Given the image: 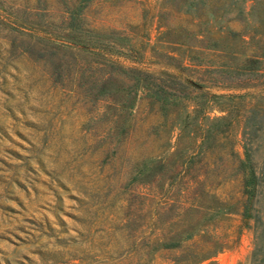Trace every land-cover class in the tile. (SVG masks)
Wrapping results in <instances>:
<instances>
[{
  "label": "rangeland",
  "instance_id": "obj_1",
  "mask_svg": "<svg viewBox=\"0 0 264 264\" xmlns=\"http://www.w3.org/2000/svg\"><path fill=\"white\" fill-rule=\"evenodd\" d=\"M202 1H166L164 32L163 0H92L91 45L61 42L62 0H0V264H264V0ZM130 67L149 87L131 115L86 89ZM244 152L241 222L218 203L238 207Z\"/></svg>",
  "mask_w": 264,
  "mask_h": 264
},
{
  "label": "trees",
  "instance_id": "obj_2",
  "mask_svg": "<svg viewBox=\"0 0 264 264\" xmlns=\"http://www.w3.org/2000/svg\"><path fill=\"white\" fill-rule=\"evenodd\" d=\"M91 1L92 0H75L73 4H70L67 0H62L63 11L64 13H67L69 16V20L67 22L68 28L66 29V31H63L64 32L63 37H61L62 43H64L63 41H65L66 44H78V43L80 44L83 42L91 44L87 39L82 37V32H89L90 30L88 28L83 27L81 24L82 11L84 7H86ZM166 1L168 0H163L161 7H160V14H159V22H163L162 25L160 24V26H163L165 28L164 32L174 29V26L172 25V23L164 20V16L166 17L167 13L170 11L166 5ZM206 1H202L204 4V8H203L204 13L206 11L205 15L207 16V14H209L211 18H216L217 16H219L225 9L226 4L230 2V0H206ZM193 5L198 6V3L195 2L193 3ZM180 6L178 5V8ZM187 9L188 8L185 7L183 11L185 12L187 11ZM205 15H202V16L205 17ZM198 17L200 16L198 15ZM203 22L206 23L207 18L206 19L204 18ZM191 33H192L191 36H194L198 41L202 40V38L197 37V34H198L197 32L193 31ZM169 41H172V40H169ZM173 41L177 42L178 44H183V45L185 44L191 47L194 46V43H191L187 37L173 40ZM212 45H215V41L212 43ZM248 60L249 62H255L257 59L253 57H248ZM244 66H247V65L245 64ZM126 69L128 70L125 76L128 79V81H124L122 79L117 80V78L110 77V78L102 80L99 83H97L96 81H92L86 87V89L88 88L87 90H89V92H91L92 95L96 97L109 95L112 98L111 103L113 104L115 109L118 110V112L124 111L127 115H131L132 109L136 104L139 89L142 87H147L148 89L149 87H148V83L146 82L144 78L146 77L144 76L145 75L144 71L136 67H130ZM248 69H253V67H249ZM184 81H187V79L185 78ZM150 92L151 94L154 95V99L160 98L156 89L153 90L150 88ZM161 100H162L161 104L164 107H166L167 106L166 104L168 103L166 97H163ZM129 127H130V123H126L124 126L120 128V130L123 131ZM238 169H240L241 175H242V178H241L242 197L239 200L238 207H233L235 206V205H232L233 203H225L224 201H220V203H218V206H222L228 211H231V210H234V208H237L239 213L242 215L241 222H246L247 218L250 216V212L253 206L254 195H255L256 187L258 183L255 170L253 168V165L251 164L249 154L247 152H244V156L239 158ZM190 207H194V206L190 205ZM193 232L194 231L191 229L180 230L177 232V234L174 235V238L175 236H178V238L176 237V239H172V241H165V242H162L161 244L165 246L175 245L179 243L181 240L191 237ZM157 245L158 244H153L151 249L153 250V248H156ZM261 254H262V257L259 258L260 262L263 261V258H264V247L261 250ZM189 256H192V257H186L185 259L191 258L192 260L197 261V260L209 258L211 255L209 253H204L202 255L192 254ZM135 264H143V263H135Z\"/></svg>",
  "mask_w": 264,
  "mask_h": 264
}]
</instances>
